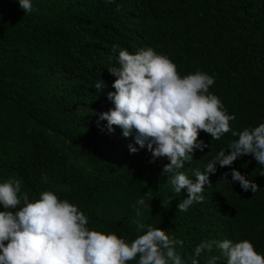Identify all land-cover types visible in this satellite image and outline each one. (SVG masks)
Here are the masks:
<instances>
[{"label": "trees", "instance_id": "1", "mask_svg": "<svg viewBox=\"0 0 264 264\" xmlns=\"http://www.w3.org/2000/svg\"><path fill=\"white\" fill-rule=\"evenodd\" d=\"M26 14L19 0H0V183L21 181L30 202L52 191L88 217L90 230L116 233L128 242L143 234L134 221L182 240L175 250L191 264L204 241L247 239L264 255V165L253 155L220 167L205 185L204 200L186 212L177 205L170 163H154L147 148L99 114L114 108L107 94L116 79L121 50L152 48L166 55L183 77L212 76L210 93L235 115L233 130L264 123V0H32ZM118 46L113 52V46ZM105 81L97 91L94 85ZM209 145L197 149L183 169L195 181L221 151L237 140L204 133ZM232 168L256 182L245 192L232 181ZM229 173L227 179L223 174ZM149 193V195H145ZM143 198L149 207L138 205ZM22 206V205H21ZM19 207V206H18ZM143 213L137 217L136 209ZM0 205V211H3ZM227 264L216 247L204 250L199 264ZM129 264H138L131 261Z\"/></svg>", "mask_w": 264, "mask_h": 264}, {"label": "clouds", "instance_id": "2", "mask_svg": "<svg viewBox=\"0 0 264 264\" xmlns=\"http://www.w3.org/2000/svg\"><path fill=\"white\" fill-rule=\"evenodd\" d=\"M19 5L26 14L33 11L32 0H19ZM117 47L113 46V52ZM118 65L108 68L116 77L112 84L115 91L107 94L114 108L99 114V119L107 121L109 131L113 126L122 128L125 137L135 132L139 149L130 145L131 153L147 148L152 154L150 163L158 158L170 161L164 165L163 174H171L175 193L187 192V198L177 205L178 211L186 212L204 200L205 185H211L209 177L217 172V164L231 167L238 158L253 155L259 165H264V123L233 130L235 115L229 114L220 98L209 91L215 83L212 76L196 72L182 77L170 58L152 48L135 54L121 50ZM94 87L101 91L106 83L101 79ZM201 131L213 140L229 132L238 139L228 146L230 152L221 150L203 172L196 170L193 181L179 170L193 160L197 149L209 147L199 139ZM228 175L225 172L222 178ZM231 176L245 192L260 190L256 182L235 168ZM137 203L149 207L143 198ZM0 205L4 209L0 211V264H129L137 258L138 264H185L175 250V245H183V241L170 238L166 230L146 226L137 219L134 222L143 234L131 242L114 232L90 230L89 219L78 206L61 200L52 191H44L30 202L27 193L21 194L20 180L0 183ZM136 215H143L139 208ZM214 247L227 264H264V255L247 239L201 242L191 264H199L197 258L204 250L211 252ZM216 260L211 257L208 264H216Z\"/></svg>", "mask_w": 264, "mask_h": 264}]
</instances>
